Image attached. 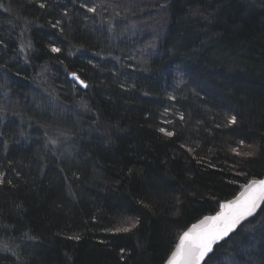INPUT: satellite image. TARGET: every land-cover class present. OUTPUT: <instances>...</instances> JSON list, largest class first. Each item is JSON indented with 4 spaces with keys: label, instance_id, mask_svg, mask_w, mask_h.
Returning a JSON list of instances; mask_svg holds the SVG:
<instances>
[{
    "label": "trees",
    "instance_id": "1",
    "mask_svg": "<svg viewBox=\"0 0 264 264\" xmlns=\"http://www.w3.org/2000/svg\"><path fill=\"white\" fill-rule=\"evenodd\" d=\"M145 1L131 34L94 0H0V264H164L264 177V0ZM212 257L264 264V207Z\"/></svg>",
    "mask_w": 264,
    "mask_h": 264
},
{
    "label": "snow or ice",
    "instance_id": "2",
    "mask_svg": "<svg viewBox=\"0 0 264 264\" xmlns=\"http://www.w3.org/2000/svg\"><path fill=\"white\" fill-rule=\"evenodd\" d=\"M52 51L58 52L59 49L53 48ZM231 122H236L235 117H232ZM167 134L172 135L170 132ZM260 200H264V181L253 182L238 201L222 205L224 212L216 217L206 218L201 225L194 226L192 231L185 233L175 254L174 264H199V261L211 251L213 243L227 235L241 218L251 214Z\"/></svg>",
    "mask_w": 264,
    "mask_h": 264
},
{
    "label": "bare ground",
    "instance_id": "3",
    "mask_svg": "<svg viewBox=\"0 0 264 264\" xmlns=\"http://www.w3.org/2000/svg\"><path fill=\"white\" fill-rule=\"evenodd\" d=\"M94 1H95V7L94 8L96 9V13H93V15H91V17L93 19L97 20L100 23V25L104 24L105 22L111 23L113 17H115L117 20L114 23V25L118 29H120V30L122 29L123 31L125 30L128 33L135 34L136 28H134V26L139 27V25H142L143 23H145V20H147V22L145 23V25L143 24V27H145V26L146 27H155L158 24V22H155L153 19H151V16H152L151 12L152 11L150 9V6H148V4L146 3L145 0H134L135 2L128 0V3L126 2V0H94ZM79 8L84 9L83 6H80V5L78 6V9ZM118 12L120 13V15H122L123 12H128L133 17L134 16L136 17L139 14L138 12H140V13H142L143 16H141L140 18L136 17L133 20L126 22V21L122 20V18L119 17ZM162 13H163V17L166 19L168 16V11L166 9H163ZM90 14H91V12H90ZM142 18H144V20ZM99 34L106 36L107 32L105 30H103L102 32H99ZM112 35H116V33H113ZM151 38H152V36H151ZM114 44L116 46H119L118 42H112V43L108 44L107 46L100 47V49L98 50L99 56L96 58L101 59L102 61L105 59H109L110 55L107 51H105L106 50L105 47L111 48V46ZM151 49H152V47H151ZM151 49H149V50H151ZM155 53H157V51ZM84 57L91 59L89 55H84ZM72 77H75L76 79L78 78L79 81H83L81 76L75 72H71V75L68 76V79L71 83L73 82L74 85H76L78 88H80L82 90L88 89L90 87V85H91V87L94 86L90 82L88 84V82L83 81L82 84L87 85V87H85V86L81 87V86L77 85L73 79H71ZM36 83L38 86H40V85L42 86L44 84L42 82L41 78L37 79ZM209 215H212V214H209ZM198 220H197V222H198ZM211 257H212V255H210V257L207 260H209ZM211 259H212V263H214V264H223L222 262L219 261V259L217 257H214V258L212 257Z\"/></svg>",
    "mask_w": 264,
    "mask_h": 264
},
{
    "label": "water",
    "instance_id": "4",
    "mask_svg": "<svg viewBox=\"0 0 264 264\" xmlns=\"http://www.w3.org/2000/svg\"><path fill=\"white\" fill-rule=\"evenodd\" d=\"M71 79L74 80V82L81 86V87H84L85 84H82L81 81H79L78 79H76L75 77H72ZM259 181H264V177H262L260 180H251L246 186H244L240 191L239 193L234 196V198L232 199H229V201H226V202H222L219 206V210L215 213V214H212V215H208L206 217H203L201 219L198 220V222L192 224L191 226H189L187 228V230H185L184 233H182L180 235V237L178 238L177 240V245L176 247L174 248V250L172 251L171 253V256L168 258L167 262L165 264H174V260H175V254L177 253V249L178 247L180 246V243H181V239L182 237L184 236L185 233H188L190 231L193 230L194 226H199L201 225L202 222H205L206 221V218H212V217H216L218 215H220L222 212H224L225 210L222 208V205L224 204H228V203H231V202H236L238 201L240 198H241V194L244 193L246 191V189L253 183V182H259ZM264 207V200H260L258 203H257V206L253 209V211L251 212V214L241 218L239 220V222L227 233V235L223 236L221 239H218L217 241H215L212 245V249L210 252H208L202 260L199 261V264H204V262L210 257V255L213 254V251L215 249L216 246H219L221 243L227 241L231 235L235 234L239 228L241 227L242 224L244 223H248L250 221H252V219L256 218V216H258L259 213H261L262 209Z\"/></svg>",
    "mask_w": 264,
    "mask_h": 264
},
{
    "label": "rangeland",
    "instance_id": "5",
    "mask_svg": "<svg viewBox=\"0 0 264 264\" xmlns=\"http://www.w3.org/2000/svg\"><path fill=\"white\" fill-rule=\"evenodd\" d=\"M127 1H128V0H127ZM130 1L133 2L134 0H130ZM134 2H135V1H134ZM134 28H136V26H134ZM136 29H137V28H136ZM146 32H147V34H151L150 31H146ZM148 38H149V37H148ZM149 40H150V38H149ZM147 46H149V45L147 44ZM147 46H146V49H145V50H149ZM51 140H52V142H54L55 144L60 145L61 140H60L59 137H58L57 139H54V138H53V139H51ZM245 224H247V222L244 223V224H242L241 227H243ZM122 227H123L124 229H128V224H123ZM122 227H121V228H122ZM241 227L239 228V230H241ZM187 228H188V227H187ZM239 230H238V231H239ZM238 231H237V232H238ZM184 232H185V231H184ZM184 232H183V233H184ZM237 232H236V233H237ZM236 233H235V234H236ZM233 235H234V234H233ZM233 235H231V236H233ZM179 237H180V236H179ZM230 238H231V237H230ZM230 238H229V239H230ZM229 239H228L227 241L223 242V243L228 242ZM176 243H177V242H176ZM223 243H221V244H223ZM221 244H220V245H221ZM220 245H219V246H220ZM217 247H218V246H216L215 249H216ZM215 249H214V251H215ZM214 251H213V254H214ZM207 261H208V260H206V261L204 262V264H206Z\"/></svg>",
    "mask_w": 264,
    "mask_h": 264
}]
</instances>
